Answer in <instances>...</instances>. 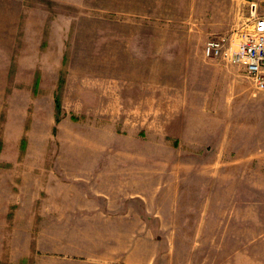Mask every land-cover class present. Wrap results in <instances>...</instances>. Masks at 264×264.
<instances>
[{
  "label": "rangeland",
  "instance_id": "rangeland-1",
  "mask_svg": "<svg viewBox=\"0 0 264 264\" xmlns=\"http://www.w3.org/2000/svg\"><path fill=\"white\" fill-rule=\"evenodd\" d=\"M252 2L0 0V264L85 258L95 221L59 208L96 166L148 212L152 264H264V90L204 53Z\"/></svg>",
  "mask_w": 264,
  "mask_h": 264
},
{
  "label": "crops",
  "instance_id": "crops-1",
  "mask_svg": "<svg viewBox=\"0 0 264 264\" xmlns=\"http://www.w3.org/2000/svg\"><path fill=\"white\" fill-rule=\"evenodd\" d=\"M61 1L70 3L75 2L77 5H80L87 0ZM90 1L93 3L96 2V0ZM43 30L44 26L37 24L34 28L35 33L34 35H30V39L33 40L34 37V42L40 44L43 41L42 39L45 34ZM63 41L64 39H62V42ZM37 50H39V52L42 51L40 46L35 48V51ZM261 106L264 107V102ZM259 141L264 142V135L257 136V134H254V156L260 154L261 152L264 154V147L263 149L257 147ZM118 167L96 166V168H92V171H94L92 177L97 183L96 189H93L96 191V194H94L95 196L91 198L88 197V195L86 197L80 195L78 196V200L75 202L72 200L70 201V203H74L71 204V206L63 205L59 208V210L63 212H69V209H73V211L80 213L81 215L79 216V219H83L82 222H86L85 226L95 221L89 228L96 229V245L92 249L86 250L87 254H85L86 252L84 251L83 256L85 258L77 260H45V262L39 264H152L154 262L158 254L156 249L154 251L150 248V245H148V227H143L141 221H138L142 220L143 215L147 216L148 212H143L138 209L134 210L133 205L132 208H130L131 211H129V206H127L128 199H118L116 195L125 194L130 190L126 189L125 186H119L120 188L118 189L114 184H109L111 181L117 182V178L121 176V174L117 173V170H119ZM84 175L87 177L91 176V174ZM134 195L140 196V190H136L134 193H131L129 197H133ZM46 198L48 199V197ZM33 202H37L35 197L33 198ZM118 209L121 210L120 214L115 213ZM127 212H129L128 215L125 214ZM155 215L163 218L164 212L157 211L155 212ZM117 216L122 218L118 219ZM30 223L36 225V222ZM116 240H119L120 247L115 249L114 244L117 243ZM34 264L38 263L35 261Z\"/></svg>",
  "mask_w": 264,
  "mask_h": 264
},
{
  "label": "built area",
  "instance_id": "built-area-1",
  "mask_svg": "<svg viewBox=\"0 0 264 264\" xmlns=\"http://www.w3.org/2000/svg\"><path fill=\"white\" fill-rule=\"evenodd\" d=\"M252 23L209 39L204 53L209 58L242 66L257 90H264V13L257 2L251 3Z\"/></svg>",
  "mask_w": 264,
  "mask_h": 264
}]
</instances>
